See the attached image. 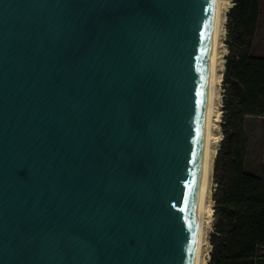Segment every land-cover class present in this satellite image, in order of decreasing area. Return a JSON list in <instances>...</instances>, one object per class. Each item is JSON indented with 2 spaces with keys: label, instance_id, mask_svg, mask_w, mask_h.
Segmentation results:
<instances>
[{
  "label": "water",
  "instance_id": "1",
  "mask_svg": "<svg viewBox=\"0 0 264 264\" xmlns=\"http://www.w3.org/2000/svg\"><path fill=\"white\" fill-rule=\"evenodd\" d=\"M214 0H0V264H194Z\"/></svg>",
  "mask_w": 264,
  "mask_h": 264
},
{
  "label": "trees",
  "instance_id": "2",
  "mask_svg": "<svg viewBox=\"0 0 264 264\" xmlns=\"http://www.w3.org/2000/svg\"><path fill=\"white\" fill-rule=\"evenodd\" d=\"M259 5L260 0H236L228 14L234 24L230 51L235 47L224 72L225 82H231L230 103H226L229 118L224 126L229 129L225 136L228 154L215 194L216 227L209 264H257L258 252L264 249V154L260 177L244 171L245 119L264 120V58L250 54Z\"/></svg>",
  "mask_w": 264,
  "mask_h": 264
},
{
  "label": "bare ground",
  "instance_id": "3",
  "mask_svg": "<svg viewBox=\"0 0 264 264\" xmlns=\"http://www.w3.org/2000/svg\"><path fill=\"white\" fill-rule=\"evenodd\" d=\"M229 6L228 0H214L212 10L206 100L203 110L204 127L201 139L194 264H206L204 254L208 245L207 232L213 218L211 183L213 162L221 136L219 131L222 99L221 81L224 70V55L226 54L223 39L225 37L224 23Z\"/></svg>",
  "mask_w": 264,
  "mask_h": 264
},
{
  "label": "rangeland",
  "instance_id": "4",
  "mask_svg": "<svg viewBox=\"0 0 264 264\" xmlns=\"http://www.w3.org/2000/svg\"><path fill=\"white\" fill-rule=\"evenodd\" d=\"M229 8L227 11L226 21L224 23L225 37L223 39V45L226 48V54L224 55V70L223 77L221 81V115L219 119V131H220V141L217 145V152L213 162V173H212V183H211V198H212V209H213V218L211 220L210 226L208 228V245L206 252L204 254L206 264H209L211 260L212 244H211V234L214 232L216 227V216L214 215L215 209V194L217 193L216 189L218 188L217 183L219 182L222 170V164L225 161V156L228 154V140H226V132H229V129H225V124L228 122L229 114L227 113L228 107L226 103H230L231 97V82L230 79H226L225 82V63L228 58H234L235 47L230 51L229 46L232 45V34L234 24L229 19V10L235 4L236 0H228ZM260 20H259V29L260 37L257 38V44L255 46V51L258 53L264 54V0H260ZM244 132L248 139L246 156L244 160V171L248 174L255 175L257 177L261 176L263 154H264V120L261 118H251L248 117L245 119ZM218 152L219 155L217 154ZM217 162V163H216ZM257 264H264V249H260L258 252Z\"/></svg>",
  "mask_w": 264,
  "mask_h": 264
},
{
  "label": "crops",
  "instance_id": "5",
  "mask_svg": "<svg viewBox=\"0 0 264 264\" xmlns=\"http://www.w3.org/2000/svg\"><path fill=\"white\" fill-rule=\"evenodd\" d=\"M259 17H260V14H259ZM259 17H258V27H257V30H256V33H255V36H254L253 41H252L250 54H251V56H253V57L264 58V54H262V53H258V52L255 51V46H259V45L257 44V41H258L257 38L260 37V36H259V35H260V29H259V20H260V18H259Z\"/></svg>",
  "mask_w": 264,
  "mask_h": 264
}]
</instances>
